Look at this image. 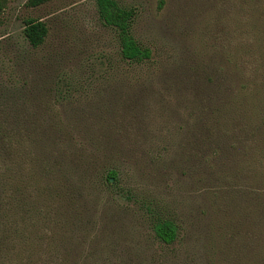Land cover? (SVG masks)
<instances>
[{
	"label": "rangeland",
	"instance_id": "rangeland-1",
	"mask_svg": "<svg viewBox=\"0 0 264 264\" xmlns=\"http://www.w3.org/2000/svg\"><path fill=\"white\" fill-rule=\"evenodd\" d=\"M28 1L0 12V264H252L264 0H114L144 63L122 58L96 0ZM27 19L47 27L39 48Z\"/></svg>",
	"mask_w": 264,
	"mask_h": 264
},
{
	"label": "trees",
	"instance_id": "trees-1",
	"mask_svg": "<svg viewBox=\"0 0 264 264\" xmlns=\"http://www.w3.org/2000/svg\"><path fill=\"white\" fill-rule=\"evenodd\" d=\"M46 0H29L30 7H37ZM7 0H0V12ZM99 17L103 23L114 28L119 35L120 53L124 60L132 63H144L149 61L151 52L149 49L143 48L131 36L130 28L134 17V12L130 9L120 7L114 0H96ZM47 27L44 22L33 19L24 21L23 36L28 44L36 49L39 48L46 39ZM116 180V173L109 172L106 177L107 183ZM153 231L158 240L166 245L172 244L177 238V228L173 222L165 219L157 220L153 225ZM253 256L252 264H264V245L257 247L252 241Z\"/></svg>",
	"mask_w": 264,
	"mask_h": 264
}]
</instances>
